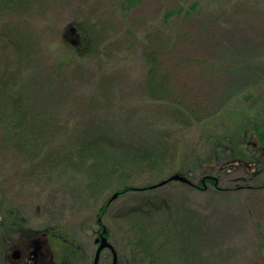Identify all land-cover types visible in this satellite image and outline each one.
I'll use <instances>...</instances> for the list:
<instances>
[{"label": "rangeland", "instance_id": "rangeland-1", "mask_svg": "<svg viewBox=\"0 0 264 264\" xmlns=\"http://www.w3.org/2000/svg\"><path fill=\"white\" fill-rule=\"evenodd\" d=\"M19 11L6 16L17 35L0 37L22 104L0 91V262L21 264L12 251L26 259L37 238L41 262L68 256V240L88 264L117 193L101 223L122 264L150 240L164 251L152 264H264V144L252 133H264V0H29ZM77 25L94 40L84 57L69 44ZM151 56L165 101L148 88ZM148 153L155 163L133 162ZM176 173L193 186L138 191ZM206 175L216 188L194 187Z\"/></svg>", "mask_w": 264, "mask_h": 264}, {"label": "trees", "instance_id": "trees-1", "mask_svg": "<svg viewBox=\"0 0 264 264\" xmlns=\"http://www.w3.org/2000/svg\"><path fill=\"white\" fill-rule=\"evenodd\" d=\"M28 1L29 0H0V28L7 30V31H5V33L4 32L0 33V37L9 36L10 32H11V35H15V36L17 35V32L15 30L11 31V27L10 28L6 27L7 26V20H6L7 17L6 16H7V14L10 15V13L11 14L17 13L20 16L21 13H20L19 9H22L23 6ZM132 1H135V0H128V4H131ZM81 26L82 25H79V26L77 25L76 26L77 28L75 29L76 32L79 34L78 40L75 39L76 41H73V38H72L71 41L69 42V44L71 46L68 44L71 47V50L76 49L74 51L75 52L74 55H78V57H84V56L88 55V53L90 51H92V49L94 48L93 37L89 34V31H88L86 26H85V29H83ZM80 28L83 30V32L85 34H83L81 32ZM77 33H76V35H77ZM71 35H74V33L70 32L66 28L65 32H64V38L63 39L66 40V38H68ZM17 39H18V36H17ZM0 40H1V38H0ZM3 47H4V44L0 43V50H2ZM148 67H149L148 88L151 89L152 91H156V95L153 96L154 99H156V100H162L163 99L165 101L164 97H167V95H168V91H167L168 80L165 77H163V78H157L156 77V71H157V69H159L160 63L158 62V59L155 58V56H151V58H149ZM10 82H11V70L7 66V64H4L0 68V91L3 93V95H5L7 97H11L12 101H14V103H15V106H21L22 104H18L20 99H17L16 96H14L15 94L12 93L13 91L11 89L12 86H11ZM13 87H14V84H13ZM1 92H0V95H1ZM8 92H9V94H8ZM189 111H191V109H187V113H188L187 118L191 119V116H189ZM253 129H254V126H253ZM255 132L252 131V133H254L258 137L259 145L263 146V144H264V133H262V132L257 133V129H255ZM244 135H246V133ZM249 139H250V137H246V136L243 137L242 136L241 137L242 144L244 146H246V145L249 146V144H251L248 142ZM234 147H235V151L233 154L237 157L241 156V157H239L240 158L239 159V162H240L239 165H243L245 167L247 165V167H248L249 166L248 163H245V162L247 161V159L250 161V159H252V156H248L245 149L241 148V144L238 143V140H234ZM82 156H83V152H82ZM155 160H156V158L152 155V153H148V154L137 155L136 158L133 160V162L134 163H140V165L144 166V165H147L146 163H150V164L155 163ZM252 163H255V162L253 161ZM226 165H227V163H224V166H226ZM222 168L225 169V167H222ZM111 171L115 172V170H111ZM113 172H112V174H113ZM201 172L203 175L204 171L202 170ZM207 185H211V186L216 188L215 177H213L211 175L201 176L197 185L194 187H197L200 189H206ZM150 189H152V186H146L145 185V187L139 188L138 191L142 192V191H148ZM136 190H137V188H134L132 186H124L120 189L119 193H120V195H125L128 193L134 192ZM10 217H12V215ZM1 224L4 225L3 222ZM4 226H7V225H4ZM168 230H170V229H168ZM168 230H166L167 236H169L171 234V232ZM41 235L45 236L46 232H42ZM58 241H60L63 244L62 245V246H64L63 250L68 255V256L62 257V259L67 261V262L70 259L72 261H69V262H76V258H75L76 252H74L75 251V248H74L75 244L68 241V240L65 242H63V240H58ZM142 241L143 240L141 239V242ZM143 243H145V241ZM146 243H145V245L143 244L145 247L142 249V251H140V253H138V255H140V254L142 255V259L141 260L139 259L140 262H137L136 264H152L153 262H162V260L160 261V250H161V252H164L162 250V248L157 249V250H155V249L152 250L153 248L151 249V247H150L151 240L147 241ZM54 252H55V254H57V251L55 249H54ZM185 256L189 261L183 262V263L179 262V264H194L193 262H191L190 258H188L187 255H185ZM145 257H146V259L149 260V262H145ZM255 264H258V263H255Z\"/></svg>", "mask_w": 264, "mask_h": 264}, {"label": "flooded vegetation", "instance_id": "flooded-vegetation-1", "mask_svg": "<svg viewBox=\"0 0 264 264\" xmlns=\"http://www.w3.org/2000/svg\"><path fill=\"white\" fill-rule=\"evenodd\" d=\"M111 201L112 200L110 198L105 202L103 208H101V210H100L99 217L97 219V224L98 225L100 224V227L94 232V240H93V245L95 247L94 255H95V252H96L98 246L101 243V237L102 236H104L106 238L107 242H109V239H108L109 233H108L107 228L101 223V218L105 216L106 209L110 206ZM92 234H93V232H92ZM96 240H98V242H96ZM42 245H43V242L41 244V241H39L37 238H33L31 241V244L29 246L30 248L33 249V251L30 252V254L28 255V257L26 259L24 258L22 260H21L22 253L20 252L19 259L15 260L17 262H13V263H21V264H83V263H85V262H69V261L67 262L63 259H60L59 262H41V260L39 259L40 258L39 256L41 253ZM114 251H115V255H116V262L115 263L113 262V254H112L110 248L108 247V248H104L101 251L99 261L97 264H113V263L114 264H122L121 258L119 257V254L115 248H114ZM105 257H107V258L105 259ZM93 258H92V261L89 262L88 264H93ZM18 261H23V262H18Z\"/></svg>", "mask_w": 264, "mask_h": 264}, {"label": "water", "instance_id": "water-1", "mask_svg": "<svg viewBox=\"0 0 264 264\" xmlns=\"http://www.w3.org/2000/svg\"><path fill=\"white\" fill-rule=\"evenodd\" d=\"M172 181H177V182H180V183H184V184H191V182L184 176H181L180 174H173L172 176H170L168 179L166 180H163L162 182L158 183L157 185H153L152 188H156V187H160L162 185H165L169 182H172ZM118 196L117 193H115L112 197H111V200H114L116 197ZM96 242H98V240H96ZM110 248L112 254H113V262L115 263L116 262V255H115V251L113 249V247L107 242L106 238L104 236L101 237V243L100 245L98 246L96 252H95V255H94V258H93V264H97L98 261H99V257H100V253L101 251L104 249V248ZM20 257V251L19 250H14L11 254V258L14 259V260H17L19 259ZM113 263V264H114ZM0 264H2L0 262Z\"/></svg>", "mask_w": 264, "mask_h": 264}]
</instances>
